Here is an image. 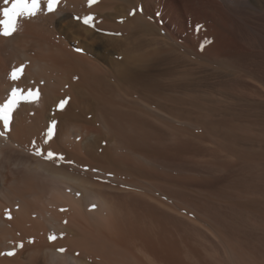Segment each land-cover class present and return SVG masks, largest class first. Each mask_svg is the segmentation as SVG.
I'll list each match as a JSON object with an SVG mask.
<instances>
[{"label": "rangeland", "instance_id": "1", "mask_svg": "<svg viewBox=\"0 0 264 264\" xmlns=\"http://www.w3.org/2000/svg\"><path fill=\"white\" fill-rule=\"evenodd\" d=\"M115 1L117 12L111 14L102 10L101 0L95 3L101 10L92 5L95 11L87 1L61 0L57 10H65L64 19L54 15L57 10L46 14L42 5V13L20 21L19 28L26 26L20 31L23 34L18 31L24 45L17 34L4 37L6 42L0 37V104L14 87L24 95L39 90L38 99L19 102L13 119L17 116L23 124V118L26 127L37 126L40 131V115H44L47 130L51 128V137H56L36 145L45 147L39 149L41 155L35 156L33 145L22 148L25 154L46 159L52 150L54 165L105 199L103 205L87 203L86 192L78 188L72 198L80 204L76 208L66 204L62 208L68 209L60 212V206L45 204L58 184L24 169L11 174L17 182L13 194L0 191V214L6 218L11 213L12 218H6L11 224L0 226V239L8 237L15 248L0 247V253L14 248L15 255L23 257L14 264H44L39 253L31 260L29 247L48 245L72 253L85 264H167L133 241L124 245L120 255L104 250L106 245L110 248L108 244L111 250L110 241L117 238L111 232L121 203L136 201L156 216L155 225L165 224L163 228L176 236L182 257L174 264H264V0L261 4L246 0L239 8L243 12L235 14L238 18L228 17L230 21L226 18V25L202 19L183 31L179 28L175 36L154 23L153 13L142 16L145 25L138 32L124 27L132 21L134 8L127 7L125 0ZM235 1L242 0L231 2ZM85 16L93 17L90 25L83 23ZM29 32L48 45L44 42V49H33L24 39H29ZM47 47L59 58L74 53L92 61L88 66L94 65L93 75L86 80L84 70L78 75L73 70L75 75L71 68L70 75L57 59L37 68L35 60L48 56ZM20 66L23 75L12 81L11 71ZM61 100H67L63 109L58 107ZM83 124L92 128L85 127L90 128L87 131ZM45 208L60 212L63 221L75 225L74 232L45 227L39 214ZM80 238L93 240L94 250L75 244ZM21 243L23 248L18 246Z\"/></svg>", "mask_w": 264, "mask_h": 264}, {"label": "bare ground", "instance_id": "2", "mask_svg": "<svg viewBox=\"0 0 264 264\" xmlns=\"http://www.w3.org/2000/svg\"><path fill=\"white\" fill-rule=\"evenodd\" d=\"M78 2V0H76ZM81 2L83 1H87V0H80ZM103 3L106 2L105 0H101ZM231 1L233 0H125V4L127 5V7H133L134 8V14L132 16V18L127 23L124 24V27L127 28H131L134 32H138L140 31V27H143L145 25V21L143 20L142 16L147 15V16H151V14L153 13L154 17L153 18L155 20V24H157L158 26H160L161 29H165V31H169L171 34H174L173 36H175L177 32V30L180 28L182 29V31L184 29H186L187 27L189 28L192 24L197 23L199 21L203 22L202 19H208L211 21L214 20L219 22H224V20L227 18L230 21V18L232 19L234 16H236L238 18L237 15L235 14H239L240 10H244V9H240L241 4H247V2L249 1H235V4H233ZM262 2V0H259V2ZM75 2V3H77ZM108 5H100V7L102 8L103 11H106V9H108L107 13H111V14H115L117 12V7H116V2L115 0H107ZM260 2V4H261ZM264 2V1H263ZM73 3V2H72ZM61 4V3H60ZM82 4V3H81ZM83 4H85L83 2ZM97 4V3H96ZM95 5V4H93ZM264 5V3L262 4ZM64 7V6H63ZM66 7V6H65ZM77 7V6H76ZM95 7H97L95 5ZM95 7L93 8V6L91 7L93 11H95ZM89 8V9H91ZM97 9H100L97 7ZM131 9V8H130ZM88 10V9H87ZM91 10V12L93 13V11ZM101 10V9H100ZM264 10V6H262V10ZM44 11V10H43ZM46 11V10H45ZM73 11V10H72ZM63 12H65V10L63 11L62 9H58L54 14V15H58L61 16L63 14ZM243 12V11H242ZM241 12V14H242ZM42 13V12H41ZM71 13V12H70ZM106 13V12H105ZM104 15H106L105 17L108 18L107 13ZM69 14V13H67ZM73 14V13H72ZM94 14V13H93ZM253 14V13H252ZM83 15V14H82ZM243 15V14H242ZM45 17V16H44ZM62 17V16H61ZM230 17V18H228ZM234 17V18H236ZM240 17V16H239ZM55 17L53 16V19ZM65 17H62L61 19H64ZM130 18V17H129ZM211 18V19H210ZM233 18V19H234ZM39 19V18H38ZM49 19V18H48ZM52 19V20H53ZM44 20V19H43ZM51 20V21H52ZM56 20V19H55ZM153 20V21H154ZM50 21V20H49ZM50 21V22H51ZM46 23L49 25V23ZM213 22V24H214ZM22 23V22H21ZM36 23V22H35ZM52 23V22H51ZM205 23V22H204ZM204 23H200V24H204ZM26 24V23H25ZM53 24V23H52ZM63 24V23H62ZM106 23H104L105 25ZM198 24V23H197ZM199 24V25H200ZM210 24V23H208ZM212 24V25H213ZM23 25V24H21ZM28 25V24H27ZM60 25V24H59ZM205 25V24H204ZM219 25V24H218ZM223 25H226L225 22ZM24 27H26L25 25H23ZM22 26V29H23ZM31 26V25H30ZM39 26V25H38ZM47 26V25H46ZM108 26H110L108 24ZM198 26V25H197ZM201 26V25H200ZM221 26V24H220ZM29 27V26H28ZM27 27V28H28ZM33 27V26H32ZM40 27V26H39ZM43 27V26H41ZM56 27V26H55ZM205 27V26H204ZM31 29V27H29ZM47 27H45L46 29ZM54 28V27H53ZM19 28V33L20 31H22V29ZM50 29V27H48V30ZM52 29V28H51ZM50 29V30H51ZM199 29V28H198ZM47 30V29H46ZM55 30V28H54ZM52 30L50 33L53 32V34H55L54 31ZM227 30V29H226ZM24 31V30H23ZM28 31V30H26ZM44 31V30H43ZM31 32V31H30ZM29 32V33H30ZM42 32V31H41ZM49 32V31H48ZM18 32L16 33L17 36L19 34ZM22 33V32H21ZM20 33V34H21ZM36 33V32H35ZM39 33V32H38ZM37 33V36H39ZM49 33V34H50ZM19 34V35H20ZM23 34V33H22ZM27 34V32H26ZM25 34V35H26ZM31 34L29 35V39L27 36L24 37L25 41L28 42L29 44H31V47H33V49L38 47L39 49H44V42L42 41V38H38V37H30ZM41 34V33H40ZM46 31H45V35H46ZM57 34V32H56ZM15 35V34H14ZM51 35V34H50ZM58 35V34H57ZM61 35V34H60ZM16 36V35H15ZM53 36V35H52ZM56 36V35H55ZM54 36V38H55ZM1 37V36H0ZM19 37L22 36H18L17 40L19 41ZM50 37V36H49ZM61 37V36H60ZM4 38V37H1ZM12 38V37H10ZM47 38V35H46ZM46 38L43 37V39L46 40ZM58 39H60L57 36ZM5 39V38H4ZM1 39V40H4ZM16 38L11 39L14 40ZM23 39V41H24ZM64 40V39H63ZM8 41L5 39V42ZM15 41V40H14ZM55 41V39H54ZM58 41V40H56ZM10 42V40H9ZM13 42V41H12ZM17 41H15L16 43ZM20 45H24V42H22V39H20ZM18 42V43H19ZM59 42V41H58ZM62 42V41H60ZM65 42V41H64ZM1 43V42H0ZM23 43V44H22ZM47 41L45 42V46L48 45ZM51 42H49L50 44ZM53 43V42H52ZM56 43V42H55ZM3 45V43H1ZM9 44V43H8ZM63 44V43H60ZM59 44V45H60ZM67 44V43H65ZM12 45V44H11ZM14 45V44H13ZM12 45V46H13ZM19 44H17L18 46ZM58 45V48H59ZM70 45V44H69ZM50 46V45H49ZM48 46V47H49ZM7 47V46H6ZM30 47V50H31ZM47 47V49H48ZM51 47V46H50ZM57 47V46H56ZM62 47V45L60 46ZM52 48H55L54 46ZM52 48H49L47 51L49 52L48 56H45L44 58H42L41 56H39V58H37V60H35V66L38 68H41V66L39 64H41L42 66L47 65V61H55L56 59L57 61L61 62L62 65L64 67H68V69H65L63 66V68L65 69V72L68 70L70 72V70L73 72V70H75L74 72L77 73V71H79V73L81 72V70L85 71V74L83 76L85 79L87 77H91L90 74H92V68L93 66H88L89 62L92 61H88L85 58H81L79 56L71 55L70 57L68 56H61L62 58H59V55H57L56 52L53 51ZM69 48V47H68ZM72 48V47H71ZM18 49V48H17ZM63 50V47L61 48ZM24 50V49H23ZM27 50V49H26ZM4 52V51H3ZM43 52V51H42ZM46 52V51H45ZM16 53V51H14V54ZM25 53V52H23ZM62 53V51H61ZM65 53H67V48L65 50ZM20 54V53H19ZM18 54V55H19ZM39 54H43V53H39ZM17 56V55H16ZM13 57V56H12ZM5 58V57H3ZM6 59V58H5ZM3 61H6V60ZM2 60V58H1ZM1 61V62H3ZM11 61V60H10ZM47 62V63H46ZM58 62L59 67H61V63ZM4 64V63H3ZM7 64V63H6ZM5 64V65H6ZM44 64V65H43ZM52 64V62H51ZM39 65V66H38ZM53 65V64H52ZM56 65V63H55ZM56 65V67L58 66ZM66 65V66H65ZM49 66L51 67L50 63ZM47 68V67H46ZM71 68V69H70ZM100 68V67H99ZM44 69V67H43ZM47 69H50L49 67ZM57 69V68H56ZM54 69V70H56ZM61 70V69H60ZM42 71V69H41ZM59 71V69H58ZM73 72V74H75ZM110 72V71H109ZM3 73V72H2ZM1 73V74H2ZM57 73V72H56ZM60 73V71H59ZM77 73V75L79 74ZM83 73V72H82ZM52 74V73H51ZM67 74V73H66ZM72 73L70 72V75ZM81 74V73H80ZM53 75V74H52ZM76 75V74H75ZM93 75V74H92ZM54 76V75H53ZM60 76V75H59ZM58 76V77H59ZM63 76V75H62ZM81 76V75H80ZM79 78H81V80L83 79V77L81 76ZM2 77V75H1ZM78 77V76H77ZM47 78V77H46ZM63 78V77H61ZM69 78V77H68ZM56 81L58 82L57 78H55ZM48 80V79H47ZM54 80V79H53ZM68 80V79H67ZM88 80V78L86 79ZM92 80V79H91ZM2 81V80H1ZM72 82V81H71ZM92 82V81H91ZM61 83V82H60ZM18 84V83H16ZM72 84V83H71ZM105 84V83H104ZM74 86V84H73ZM98 86V85H97ZM63 87V86H62ZM99 87V86H98ZM3 88V85H2ZM69 88V87H68ZM72 88V87H71ZM71 88H69L68 90H72ZM97 88V87H96ZM1 90V89H0ZM3 90V89H2ZM75 90V88H74ZM101 91V89H100ZM62 92V89H61ZM72 92V91H71ZM75 92V91H74ZM1 93V91H0ZM65 93V92H64ZM63 93V94H64ZM3 94V93H2ZM77 95V94H76ZM107 95V94H106ZM50 97V96H48ZM49 99V98H48ZM77 97H74V99L72 100V103L77 102ZM44 102L46 101L45 99H43ZM52 102V101H51ZM73 105V104H72ZM105 105V104H104ZM20 108V107H19ZM22 108V107H21ZM108 108V107H107ZM45 103L43 105V111H45ZM48 109V108H47ZM105 109V108H104ZM103 109V111H104ZM68 110V109H67ZM107 111V109H105ZM110 110V109H109ZM70 111V110H68ZM21 112V110L19 111ZM27 112V110H26ZM98 112V111H97ZM44 114V113H43ZM17 115V114H16ZM19 115V114H18ZM29 115V114H28ZM40 115V114H39ZM27 116V114H26ZM33 115H30L29 117H31ZM41 116V129L40 131H37V126L35 128L29 129L28 128V124L26 127V121L22 119V123L23 124H19V120L18 118L16 119L17 116H15L14 119L18 120L17 123L16 121H14L10 124V128L9 130L6 132L5 136H0V191L4 193V191L7 190H11L10 193L13 192L14 190V186L17 182H15V178L12 180L11 178V174H15L19 171H21V169H24L25 171H29V172H34V173H38L41 176H45L49 179L52 180V182L54 184H58L57 186V191H55V194L52 195V197L50 199H48L47 205H50L51 207H55L56 206H60L61 208L59 209V211L61 212V209H66V208H62L64 205H69L72 208H76L80 202L77 204V201L75 200V198H72V194L77 193L78 188L83 189L86 192V199L84 200L87 203H91V204H95V203H101L102 205L105 203V199H103V197L98 193V192H92L90 190H87V188L84 185V182L82 180H80L78 177L70 175V174H66L63 173L58 166L54 165V162H51V159H41V157L35 158L32 157L30 155H26L24 150L22 149L23 147H29L30 145L36 146V145H40L41 142L46 141V137H47V142H49V136L45 135L47 133V125L45 126V122L47 121L46 116L44 115H40ZM39 116V117H40ZM21 117V116H20ZM35 117V116H34ZM65 117V116H64ZM28 118V117H27ZM36 118V117H35ZM29 119V118H28ZM27 119V122H28ZM39 119V118H38ZM49 119V118H48ZM30 120V119H29ZM37 120V119H36ZM35 120V121H36ZM1 122V121H0ZM21 122V121H20ZM25 122V124H24ZM65 122V121H64ZM2 123V122H1ZM30 123V121H29ZM67 123V122H66ZM64 123V125L66 126L67 124ZM19 124V125H17ZM47 124V123H46ZM76 124V123H75ZM24 125V126H23ZM37 125V124H36ZM44 125V126H43ZM69 125V124H68ZM72 125V123H71ZM86 125V126H84ZM89 124H83L82 127H90L87 126ZM81 126V125H80ZM120 126V125H119ZM134 126V125H133ZM2 127H3V123H2ZM52 127V126H51ZM69 127V126H68ZM76 127V126H74ZM81 127V128H82ZM73 128V126H72ZM82 128V129H83ZM92 128V127H90ZM90 128H85L87 131H89ZM45 129V130H44ZM49 129V128H48ZM79 129V128H78ZM4 130V129H3ZM47 130V131H46ZM84 130V129H83ZM92 130V129H91ZM5 131V130H4ZM44 131L46 133H44ZM73 131V129H72ZM77 131V128H76ZM68 132V131H67ZM71 132V131H70ZM81 132V131H80ZM85 133V132H84ZM45 137V138H44ZM52 138V137H51ZM53 138H56L55 136ZM52 138V139H53ZM89 138V137H88ZM135 139V138H134ZM34 142H33V141ZM55 140V139H54ZM91 140V139H90ZM145 140V139H144ZM51 141V140H50ZM33 143V144H31ZM44 143V142H43ZM53 143V142H52ZM56 143V141H55ZM47 143H45L46 145ZM57 144V143H56ZM38 145V146H39ZM41 145H44L41 143ZM51 145V144H50ZM32 146V148H33ZM38 146H36L35 148H38ZM53 146V145H52ZM43 147V146H42ZM42 147L40 146L38 149H42ZM47 147V146H46ZM48 147L50 149H52L49 144ZM47 147V148H48ZM29 149V150H32ZM33 148L34 152H36L37 150ZM45 150V147H43ZM40 149V150H41ZM32 150V151H33ZM26 151V150H25ZM52 151V150H51ZM49 152V151H48ZM53 152V151H52ZM16 153L19 156H15ZM29 153V152H28ZM47 153V152H46ZM30 154V153H29ZM37 156V155H35ZM69 173V172H68ZM32 176V175H31ZM16 177V176H15ZM36 183V182H35ZM19 185V184H17ZM16 190V189H15ZM20 190V188H19ZM26 190V189H25ZM21 191V190H20ZM41 192V191H40ZM1 193V194H3ZM0 194V195H1ZM13 194V193H12ZM32 194V193H31ZM22 195V194H21ZM43 196V195H42ZM22 197V196H20ZM74 197V196H73ZM13 199H15L14 197H12ZM19 198V197H18ZM44 199V198H43ZM38 200V199H37ZM46 200V198H45ZM75 200V202H74ZM34 201V200H33ZM41 202V201H40ZM134 202V201H133ZM121 203L122 208H120L118 210L119 214L117 213V215L119 216H115V221H114V225H113V229L111 234L114 235L115 237H117L114 241L111 240L110 243L112 245V249L109 250L111 248V246L108 244V247H110L109 249H107V245L106 247H104V250L106 251H113V254H117L120 255L121 253L123 254V250L124 249V245L127 244V242H135L138 243L140 246L144 247L149 253H151L153 256L157 257L160 261H163L167 264H174L176 263L177 260H179L180 257H182V251H181V247L180 244L178 243L179 241L176 240V236H172L170 234V231H167V229L163 228V227H158L157 225H155V222H157V218L156 216H154L152 213L150 212H145L141 207L140 204L138 202H134V203ZM28 203V202H27ZM37 204V203H36ZM40 204V203H38ZM37 204V206H38ZM32 205V203H31ZM30 205V206H31ZM28 206V205H26ZM46 207V206H45ZM30 208V207H29ZM32 208V206H31ZM33 209V208H32ZM36 209V208H35ZM68 209V208H67ZM66 209V210H67ZM62 210V212H64ZM11 211V210H10ZM35 211V210H34ZM38 211V210H37ZM1 212V211H0ZM20 212V211H19ZM36 212V211H35ZM59 212V213H60ZM4 213V212H3ZM39 213V212H38ZM57 212V210L55 211L52 208H45L43 211H41L42 218L43 221L45 222L43 223V225L45 224V227L47 226L48 228H52V229H58L61 230L62 229H66L67 233L70 231L74 232V227L73 225L66 223V221H63V216H61ZM8 214V213H7ZM11 214V213H10ZM7 216V215H6ZM12 217V216H11ZM7 218V217H6ZM3 214H0V226H7L9 224H11L8 219H6ZM26 219V218H25ZM40 219V216H39ZM166 219V218H164ZM23 221V220H22ZM32 221V220H31ZM39 221V220H38ZM9 223V224H8ZM40 223V221L38 222ZM159 223V222H157ZM31 225V224H30ZM40 226H42L40 224ZM44 227V226H43ZM167 227V226H166ZM11 228V227H10ZM40 230H39V229ZM36 230L38 233H40L41 231V227H38ZM9 228H7L8 231ZM39 230V231H38ZM169 230V229H168ZM5 231V232H7ZM178 231V230H177ZM4 232V233H5ZM28 232V231H27ZM36 233V232H35ZM37 233V234H38ZM13 234V233H12ZM10 233V235H12ZM37 234H34L36 237ZM70 234V233H69ZM77 234V233H76ZM173 234V232H172ZM41 235V234H40ZM34 236V237H35ZM15 237V236H14ZM8 238V237H7ZM7 238L5 239H0V247H6V248H12L14 245H11L13 243H9V241ZM15 240V239H14ZM79 246H81L84 249L87 250H94V241L91 239H82L80 238V240H76ZM75 241V242H76ZM14 242V241H13ZM182 243V242H181ZM107 244V243H106ZM3 245V246H1ZM182 245V244H181ZM43 246V247H39V248H35L34 246H30V255L33 257L36 254H41L40 256L44 259V261L46 262V264H85L80 258L76 257L75 255H73L72 253L68 252V251H59V249H55L51 246L47 247ZM127 246V245H126ZM15 248V246H14ZM13 248V249H14ZM183 248V245H182ZM28 249V250H29ZM126 249V248H125ZM18 251V250H17ZM27 251V250H26ZM20 253V252H19ZM1 256V255H0ZM16 256V255H15ZM2 257V256H1ZM21 256H16V259L14 260V258H5L2 257L3 259L1 260L0 258V264H14L13 262L18 261L21 262L19 260H21ZM114 257V256H113ZM20 258V259H19ZM23 258V257H22ZM115 258V257H114ZM116 258L118 259L119 257L116 256ZM27 259V258H26ZM34 257L31 259L33 260ZM25 260V259H24ZM39 260V259H38ZM115 260V259H113ZM29 261V260H28ZM35 261V260H34ZM119 261V260H118ZM16 264H19V263ZM44 262V264H45ZM182 262V261H181ZM30 263V262H29ZM36 264V263H35Z\"/></svg>", "mask_w": 264, "mask_h": 264}, {"label": "snow or ice", "instance_id": "3", "mask_svg": "<svg viewBox=\"0 0 264 264\" xmlns=\"http://www.w3.org/2000/svg\"><path fill=\"white\" fill-rule=\"evenodd\" d=\"M61 0H3V7H0V36L5 38H10L16 34L20 27V21L22 19L27 20L36 17L40 12L42 5L46 8V14L54 13L57 10V7L60 5ZM88 6L91 7L93 4L97 3V0H87ZM134 14V13H133ZM80 19V17H76ZM93 20L92 16H85L83 18V23L85 25H90V22ZM24 67L20 66L15 68L10 73V79L16 81L20 79L23 75ZM39 90L27 92V95L22 94L21 90L17 87L12 88L11 95L7 101L3 104H0V121L3 123V129L5 131H0V136H5L6 132L10 128V124L13 120V113L17 109L19 102L21 100H35L39 98ZM67 100H61L58 107L63 109ZM52 135V129L49 128L48 136L49 138ZM47 143V140L45 141ZM36 155H41L39 149L35 152ZM54 153L49 151L47 153L46 159H52ZM63 159V157H59ZM7 218L11 219V214H7ZM50 240L56 239L55 236H50ZM31 242V241H30ZM19 247L23 248V244H19ZM63 252L64 249H59ZM7 256H14L15 249L8 251L6 253H0Z\"/></svg>", "mask_w": 264, "mask_h": 264}]
</instances>
